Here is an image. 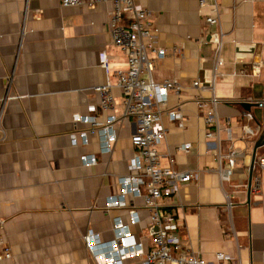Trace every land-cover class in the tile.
I'll return each instance as SVG.
<instances>
[{"label": "crops", "instance_id": "0c3cea01", "mask_svg": "<svg viewBox=\"0 0 264 264\" xmlns=\"http://www.w3.org/2000/svg\"><path fill=\"white\" fill-rule=\"evenodd\" d=\"M136 2L151 12L159 29L156 42L166 50L164 58L154 61L152 79L176 78L182 86L179 96L169 95L168 105L181 108L184 127L164 117L158 124L166 129L159 144L162 164H168L170 154L177 170L196 174L180 185L178 196L160 203L177 215L181 242L190 252L212 260L220 251L233 256L230 264H264V171L259 164L264 146L257 149L252 168L260 190L250 188L247 194L252 148L263 127V122L256 126L255 117L263 121L264 108L252 105L247 111L240 104L264 98V0H219L222 65L216 67L213 81V47L199 42L215 30L203 20L208 9L200 8L198 0ZM112 7V0L93 6L0 0V248L8 247L11 253L0 264H94L84 233L92 230L108 240L112 218L127 219V210L103 207L134 153V118L117 124L111 153H102L95 137L78 146L70 145L68 138L72 116L99 103L93 88L108 78L114 113H122L113 72L125 67V56L106 27ZM101 51L108 55L109 74L100 66ZM258 59L263 64L254 72L253 61ZM195 80L202 86L194 87ZM212 95L219 99L216 110L224 127L221 153L230 146L242 153L231 179L223 183L213 154L216 144L206 139L208 125L195 103ZM107 114L99 111L97 117ZM244 125L260 132L246 135ZM186 142L190 150L177 152L176 146ZM83 153L95 154L96 163L82 165ZM130 200L142 219L132 230L150 243L143 200Z\"/></svg>", "mask_w": 264, "mask_h": 264}, {"label": "built area", "instance_id": "2783aa9c", "mask_svg": "<svg viewBox=\"0 0 264 264\" xmlns=\"http://www.w3.org/2000/svg\"><path fill=\"white\" fill-rule=\"evenodd\" d=\"M102 0H59L62 6H77L86 3L93 6ZM113 7L109 12L106 27L114 46L125 56V67L114 70L115 86L122 95L123 109L120 116L115 111V101L110 92L112 86L109 78L102 85L93 89L99 94L98 104H89L87 113H76L72 116L74 128L68 133L70 145H87L90 137L97 138L100 151L111 153L118 139L117 124L126 117H133L135 130L130 135L134 148L129 158L127 172L117 177V189L104 200V210L125 209L127 219L115 216L111 221V238L103 240L97 232L87 230L83 235L85 249L94 264H230L233 256L224 252H216L212 260L198 256L188 250L181 242L177 215L160 202L163 199L178 196L181 184L194 179L196 174L191 171H180L174 167L173 157L168 154V164H162L159 144L165 139L166 129L158 127L162 118L170 123H176L183 128L185 117L179 106L168 105L170 94L179 96L182 86L176 78L155 82L151 72L154 61L164 58L166 50L160 47L156 38L159 29L153 21L151 12L136 2V0H112ZM200 8H207L203 20L214 31L204 34L199 42L210 43L213 47L212 58L214 69L212 81L215 79L216 67L222 65L220 58L223 33L219 28V0H198ZM206 36L208 38L206 39ZM100 66L107 74L111 72L109 58L105 51L99 54ZM262 60L253 61L254 72H259ZM199 88V80L193 82ZM219 99L212 95L209 100L197 99L196 105L204 113L208 125L205 137L216 144L213 150L218 164V174L221 183L231 179L233 169L241 151L230 146L226 154L221 153L220 142L224 127L218 116L216 106ZM258 107L264 108V98L255 101ZM99 111L107 112L104 119H99ZM79 123L86 124V129L77 127ZM263 127L260 129L262 132ZM246 135L252 136L260 132L247 125L243 126ZM191 144L186 142L176 146L177 152H188ZM226 163L222 165V158ZM84 166L96 163L93 153H83L79 156ZM264 171V157L260 161ZM251 190H260V179L255 176L251 180ZM132 198H141L148 212L145 228L150 243L138 236L132 228L141 223L142 219L134 207ZM231 207L228 200L227 208ZM11 257L8 247L0 248V260Z\"/></svg>", "mask_w": 264, "mask_h": 264}, {"label": "water", "instance_id": "95a60500", "mask_svg": "<svg viewBox=\"0 0 264 264\" xmlns=\"http://www.w3.org/2000/svg\"><path fill=\"white\" fill-rule=\"evenodd\" d=\"M240 104L247 111L250 110V107L252 105H257L256 103H252V102H248V101H243ZM262 122H263L262 132L260 133L258 138L255 140V142L253 144V148H252L251 163H250V169L248 172V183H247V194L248 195L250 194V187H251V180H252V168H253L254 163H255L256 152H257V149L264 146V111H263V121Z\"/></svg>", "mask_w": 264, "mask_h": 264}, {"label": "trees", "instance_id": "16d2710c", "mask_svg": "<svg viewBox=\"0 0 264 264\" xmlns=\"http://www.w3.org/2000/svg\"><path fill=\"white\" fill-rule=\"evenodd\" d=\"M255 119H256V121H255L256 122V126H257V123H258V125L262 127V121L259 118H256V117H255Z\"/></svg>", "mask_w": 264, "mask_h": 264}]
</instances>
